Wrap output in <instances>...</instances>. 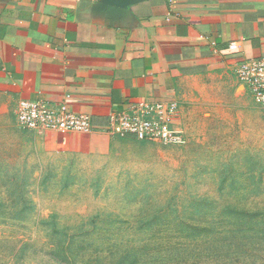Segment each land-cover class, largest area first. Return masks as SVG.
<instances>
[{
  "label": "rangeland",
  "instance_id": "1",
  "mask_svg": "<svg viewBox=\"0 0 264 264\" xmlns=\"http://www.w3.org/2000/svg\"><path fill=\"white\" fill-rule=\"evenodd\" d=\"M184 142L51 151L0 95V264H264V109L186 85Z\"/></svg>",
  "mask_w": 264,
  "mask_h": 264
},
{
  "label": "crops",
  "instance_id": "2",
  "mask_svg": "<svg viewBox=\"0 0 264 264\" xmlns=\"http://www.w3.org/2000/svg\"><path fill=\"white\" fill-rule=\"evenodd\" d=\"M262 56L264 0H0L10 108L41 101L92 119L88 133L38 130L51 151L108 154L129 141L106 132L110 116L138 101L177 102L184 134L186 85L230 78L249 97L232 66Z\"/></svg>",
  "mask_w": 264,
  "mask_h": 264
},
{
  "label": "built area",
  "instance_id": "3",
  "mask_svg": "<svg viewBox=\"0 0 264 264\" xmlns=\"http://www.w3.org/2000/svg\"><path fill=\"white\" fill-rule=\"evenodd\" d=\"M237 48L236 43L230 45L231 50ZM232 71L251 100L264 109V56L240 61L232 66ZM15 114L23 131L88 133L93 129L90 116L72 113L65 105L21 101ZM178 117L177 102H131L125 111L110 116L106 132L112 136H133L140 141L168 146L179 145L184 142V135L177 128Z\"/></svg>",
  "mask_w": 264,
  "mask_h": 264
}]
</instances>
